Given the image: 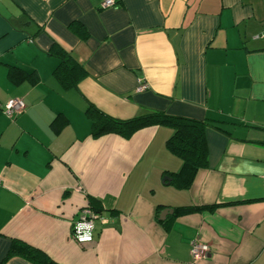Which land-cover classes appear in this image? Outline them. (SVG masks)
<instances>
[{
    "label": "crops",
    "instance_id": "crops-1",
    "mask_svg": "<svg viewBox=\"0 0 264 264\" xmlns=\"http://www.w3.org/2000/svg\"><path fill=\"white\" fill-rule=\"evenodd\" d=\"M114 1L0 0V264H264V0ZM89 105L205 122L206 165L179 187L171 127L94 137Z\"/></svg>",
    "mask_w": 264,
    "mask_h": 264
},
{
    "label": "trees",
    "instance_id": "trees-1",
    "mask_svg": "<svg viewBox=\"0 0 264 264\" xmlns=\"http://www.w3.org/2000/svg\"><path fill=\"white\" fill-rule=\"evenodd\" d=\"M93 116L92 135L98 137L104 133H116L125 138L130 137L136 130L151 125H166L173 129L166 144L170 151L182 160V166L175 175V182L179 187H188L196 171L207 163V151L203 129L205 122L170 116L164 112L153 111L145 115L121 120L113 118L96 110L91 105ZM202 207H178L176 213L199 211ZM9 254H19L35 264H57L45 253L18 240H12Z\"/></svg>",
    "mask_w": 264,
    "mask_h": 264
},
{
    "label": "built area",
    "instance_id": "built-area-1",
    "mask_svg": "<svg viewBox=\"0 0 264 264\" xmlns=\"http://www.w3.org/2000/svg\"><path fill=\"white\" fill-rule=\"evenodd\" d=\"M114 0H103L102 6L109 7L113 6ZM146 86L141 84L138 90H143ZM24 108L23 101L20 98H13L8 100L3 106V112L11 117L22 111ZM96 217V212L91 208L90 205L86 204L81 206L76 213V217L71 225V232L73 238L78 242H88L93 239L94 230V219ZM209 248L206 244L199 242L198 240H193L191 242V254L193 258H197L205 255Z\"/></svg>",
    "mask_w": 264,
    "mask_h": 264
},
{
    "label": "water",
    "instance_id": "water-1",
    "mask_svg": "<svg viewBox=\"0 0 264 264\" xmlns=\"http://www.w3.org/2000/svg\"><path fill=\"white\" fill-rule=\"evenodd\" d=\"M166 212H173L171 209H166ZM165 213V212H164Z\"/></svg>",
    "mask_w": 264,
    "mask_h": 264
}]
</instances>
